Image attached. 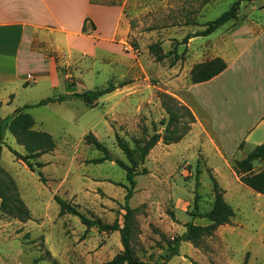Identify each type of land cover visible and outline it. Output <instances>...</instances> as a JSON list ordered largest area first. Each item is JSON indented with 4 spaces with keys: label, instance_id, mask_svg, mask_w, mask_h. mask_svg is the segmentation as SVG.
I'll return each mask as SVG.
<instances>
[{
    "label": "rangeland",
    "instance_id": "obj_1",
    "mask_svg": "<svg viewBox=\"0 0 264 264\" xmlns=\"http://www.w3.org/2000/svg\"><path fill=\"white\" fill-rule=\"evenodd\" d=\"M234 1L120 0L129 25L120 61L94 62L77 55L69 66L58 64L62 73L69 71L66 82L78 92L123 81L126 85L108 97L100 96L92 106L71 99L26 109L34 127L50 133L55 141V148L38 159L44 163L43 180L10 152L11 148L23 154L24 148L5 132L0 167L14 180L30 218L21 221L0 210V264H101L122 249L118 231L99 232L92 227L86 232L77 216L59 215L54 196L90 218L121 224L128 182L115 162L117 158L126 162L115 133L130 146L154 130L165 133V125L160 124L168 117L163 93L187 106L207 133L190 124L180 141L165 144L160 139L139 166L147 172L135 176L129 199L136 208V255L154 264L165 253L164 238L181 234L187 221L206 225L205 218L191 213L211 207L215 182L234 211L231 222L218 226L198 247L182 242L178 255L166 264H264V195L241 183L232 167L264 141V124L254 127L252 122L264 97V0H242L236 19L209 34L216 46L196 37L183 42L186 34L204 29V23ZM186 21L190 23L183 24ZM222 51L229 69L218 79L195 85L192 98L190 69ZM26 81L15 87L9 108L57 96L68 85L58 82L51 89ZM1 105V117L15 110ZM169 105L179 116L178 134L187 127L188 114ZM89 132L107 147L111 160L88 162L101 156L85 142ZM260 170L264 160L254 161L251 171Z\"/></svg>",
    "mask_w": 264,
    "mask_h": 264
},
{
    "label": "trees",
    "instance_id": "obj_2",
    "mask_svg": "<svg viewBox=\"0 0 264 264\" xmlns=\"http://www.w3.org/2000/svg\"><path fill=\"white\" fill-rule=\"evenodd\" d=\"M208 1L209 0H202L203 4ZM241 1L242 0H235L225 12L215 19L204 23V29L201 31L186 34L183 38V42H187L189 38L194 36H206L211 34L226 22L236 19L239 14ZM189 23L190 22L186 21L183 24ZM82 30H85L84 27ZM225 68L226 62L219 56L197 62L190 69V81L193 84L208 81L222 72ZM124 84H126V82H121L118 86ZM115 88L116 85L110 83L107 86L98 89L73 92L69 94L62 93L57 96L45 97L36 103L24 104L21 107L16 108L11 114L5 117L0 116V157L4 145V134L6 131H9L16 141L24 148L23 154L11 148L10 152L16 158L20 159L30 171H37L40 179L43 180L40 168L44 166V163L38 159L43 154L49 153L55 148V141L50 133L34 127V119L26 109L70 99H81L85 105L92 106L96 104V101L100 96L115 90ZM162 96L165 98V100L162 101V107L168 115L167 119L160 120V124L165 125V133L162 134L154 130L151 135H147L143 140L135 141L134 146H130L124 138L115 133L116 144L126 157V162L118 158L115 159V162L125 171V177L128 182V184L125 185L126 193L124 195V203L122 206L124 213L122 214L121 224L117 220H114L112 223H104L99 219L90 218L81 213L77 207L69 201H66L58 195L54 196V199L59 206L58 214H72L77 216L81 224L85 226L86 232L92 227H95L99 232H119L122 249L109 260L104 261L101 264H150L139 259L133 245L134 233L137 228L135 220L136 208L129 205V199L134 192L136 184L135 176L147 172L145 168L139 169V166L143 164L149 151L160 139L165 144L178 142L183 138L187 131H189V125L195 122V116L187 106L181 104L173 96L167 93H163ZM169 102L177 107L184 108L188 114L189 123L187 127L178 134H175V132L178 131L177 121L179 120V116L169 105ZM142 132L145 133V129H143ZM84 138L87 144L94 146L99 152H101V156L93 158L88 162L100 163L112 159L107 147L99 141L92 132L86 134ZM256 160H264V141L257 144L243 158L235 160L232 167L241 183L255 192L264 195V170L257 172L251 171V166ZM0 210L21 221H26L30 218L29 209L21 199L14 180L10 175L6 174L1 167ZM233 214L234 211L231 205L227 203L223 197L222 189L214 182L211 207L204 212H197L195 209L191 213L193 217L205 218L208 223L206 225H199L192 221H187L185 223V230L181 234L175 235L169 239L164 238L166 245L165 253L161 254L154 264H166L173 256L178 255V248L182 242H189L193 246L198 247L202 239L211 236L218 226L229 224Z\"/></svg>",
    "mask_w": 264,
    "mask_h": 264
},
{
    "label": "crops",
    "instance_id": "obj_3",
    "mask_svg": "<svg viewBox=\"0 0 264 264\" xmlns=\"http://www.w3.org/2000/svg\"><path fill=\"white\" fill-rule=\"evenodd\" d=\"M128 33L129 25L120 0H0L1 107L15 109L16 106L9 108L12 105L11 96L15 87H21V83L27 84V73L33 76L34 83L48 84L54 89L58 82L65 83L71 76L69 71L62 73L58 70V64L63 62L69 66L77 55L94 62H103L107 58L119 62L122 43ZM208 36L194 37L213 42V46H216V40L211 41ZM215 56L224 59L226 68L210 80L221 77L230 66L223 51ZM119 84L115 90L120 88ZM197 84L189 85L192 98V89ZM70 86L65 85L64 93L78 92ZM115 90L104 96L108 97ZM261 91L264 92V85ZM255 113L252 119L254 127L264 124V97L258 102ZM194 116L193 127L201 126L206 132L200 119Z\"/></svg>",
    "mask_w": 264,
    "mask_h": 264
},
{
    "label": "built area",
    "instance_id": "obj_4",
    "mask_svg": "<svg viewBox=\"0 0 264 264\" xmlns=\"http://www.w3.org/2000/svg\"><path fill=\"white\" fill-rule=\"evenodd\" d=\"M26 78H27V80H32V81L34 80L33 76H31V74H29V73L26 74Z\"/></svg>",
    "mask_w": 264,
    "mask_h": 264
}]
</instances>
